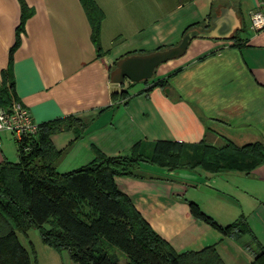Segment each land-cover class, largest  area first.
Segmentation results:
<instances>
[{"label":"crops","instance_id":"1","mask_svg":"<svg viewBox=\"0 0 264 264\" xmlns=\"http://www.w3.org/2000/svg\"><path fill=\"white\" fill-rule=\"evenodd\" d=\"M26 2L35 12L26 22L12 63L17 98L38 124L67 115L86 123L80 138V129L52 135L62 152L56 164L59 172L87 165L95 148L114 156L140 144L141 152L151 157L159 140L264 146V30L250 26L258 0H179L174 5L151 0L134 16L124 11L121 0L113 38L106 16L103 21L100 56L81 2ZM225 8L233 9L240 22L230 38H195L185 55L161 64L148 83L125 81L121 86L111 81L120 57L176 45L191 24L210 30ZM21 16L20 0H0V87ZM208 20L211 28H206ZM168 76L167 86L147 91L154 80ZM119 88L128 93L115 101L113 92ZM18 159L15 136L0 131V164ZM146 168L157 178L117 176L116 181L179 253L214 245L226 264H253L252 235L224 234L195 217L185 198L221 225L246 216L264 246V162L250 171L213 173L197 167L195 176L151 164Z\"/></svg>","mask_w":264,"mask_h":264},{"label":"trees","instance_id":"2","mask_svg":"<svg viewBox=\"0 0 264 264\" xmlns=\"http://www.w3.org/2000/svg\"><path fill=\"white\" fill-rule=\"evenodd\" d=\"M81 1L100 56L103 51L101 32L105 11L97 0ZM20 2L21 23L11 47L10 65L2 73L0 108L8 107L18 99L12 63L26 22L35 12L26 0ZM197 25L191 24L185 32ZM206 28H211L210 20ZM168 47L162 46L160 49ZM133 53L149 51L142 49L130 54ZM169 77L154 80L147 91L167 86ZM153 78L142 82L148 83ZM126 81L130 85L138 83ZM127 93V89L119 88L113 92V98L118 101ZM85 128L86 123L74 115L43 122L39 124L36 135L25 136L18 142L17 161L0 164V264H39L35 249L32 254L19 237V232L28 234L34 227L39 229L46 244L58 252L67 250L71 258L80 264H122L111 253L113 246L127 254L126 264H226L214 245L200 251L179 253L153 228L131 196L118 185L116 177L157 178L154 172L146 168L150 164L171 171L185 165L213 173L250 171L264 162V146L261 143L238 147L230 142L218 146L206 139L193 144L159 140L151 157L141 152L140 144L114 156L95 148V157L90 163L66 173L59 172L56 164L62 152L54 146L52 135L62 130L80 129L76 136L80 138ZM185 200L195 217L224 234L233 237L252 235L256 254L253 264H264V246L251 231L246 216L242 215L231 224L221 225L197 202Z\"/></svg>","mask_w":264,"mask_h":264},{"label":"water","instance_id":"3","mask_svg":"<svg viewBox=\"0 0 264 264\" xmlns=\"http://www.w3.org/2000/svg\"><path fill=\"white\" fill-rule=\"evenodd\" d=\"M227 21V22H225ZM214 27L202 31L197 28L185 32L182 40L165 49H158L149 53L126 54L117 59L111 72V81L122 84L126 80L142 82L154 77L157 68L170 60L177 59L186 54L191 42L198 37L228 39L240 26L239 19L233 9L225 8L223 14L217 16L213 21Z\"/></svg>","mask_w":264,"mask_h":264},{"label":"rangeland","instance_id":"4","mask_svg":"<svg viewBox=\"0 0 264 264\" xmlns=\"http://www.w3.org/2000/svg\"><path fill=\"white\" fill-rule=\"evenodd\" d=\"M48 1H52V0H48ZM60 1H64V0H60ZM65 1H69L74 4L75 3L79 4L80 2H82L81 0H65ZM120 1L121 0H97L99 5L104 8L105 15H106L105 23H106L108 31L114 32L110 35L112 38L115 32L117 31L116 20H117L118 14L121 12V10L119 11V7H118V5L120 6L121 4ZM123 1L125 2L124 11L130 14L131 16H134L136 13H141V12L143 13L146 1H147V4L151 3V0H123ZM178 1L179 0H165L167 5H174ZM158 14L159 12H157V15ZM103 43L105 45L108 44V42H103ZM192 167H190L189 165H185L183 168L176 170V172H180V174L182 175L195 176V174L193 173L195 172L194 171L195 168L194 167L192 168ZM201 169L204 170L203 168ZM187 178L190 181L192 180L189 177ZM19 237L22 243L29 249V251L32 254H33V248L35 249V253H36L39 264H80L71 258L67 250L63 252H58L53 247L46 244L43 241L41 233L37 227L30 229L28 234L19 232ZM110 251L112 254H115L116 257L119 258L122 264H126L128 262L127 254L119 247L113 246L110 248Z\"/></svg>","mask_w":264,"mask_h":264},{"label":"built area","instance_id":"5","mask_svg":"<svg viewBox=\"0 0 264 264\" xmlns=\"http://www.w3.org/2000/svg\"><path fill=\"white\" fill-rule=\"evenodd\" d=\"M251 29L264 30V0H258V6L251 12ZM39 124L35 121L28 106L15 99L8 107L0 108V131H9L17 142L25 136L36 135Z\"/></svg>","mask_w":264,"mask_h":264}]
</instances>
